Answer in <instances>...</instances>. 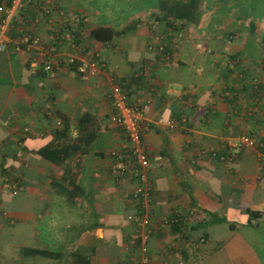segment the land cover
<instances>
[{
	"label": "crops",
	"instance_id": "obj_1",
	"mask_svg": "<svg viewBox=\"0 0 264 264\" xmlns=\"http://www.w3.org/2000/svg\"><path fill=\"white\" fill-rule=\"evenodd\" d=\"M157 3L152 18L129 20L102 14H144L130 0H33L13 11L0 52V264H119L127 256L135 226L126 215L137 208L132 180L110 173V151L127 146L109 119L114 84L142 115L149 264H264V47L242 34L243 7L217 6L229 20L185 23L156 19ZM75 14L82 32L73 31ZM98 27H107L104 38L92 35ZM26 31L53 46V74L43 57L32 69V49H12ZM162 43L168 60L156 50ZM238 53L241 64L231 58ZM70 54H92L102 66L79 74ZM60 128L69 139L95 135L84 153L55 164L37 150ZM242 134L253 145L230 151ZM244 208L260 212L256 228Z\"/></svg>",
	"mask_w": 264,
	"mask_h": 264
},
{
	"label": "built area",
	"instance_id": "obj_2",
	"mask_svg": "<svg viewBox=\"0 0 264 264\" xmlns=\"http://www.w3.org/2000/svg\"><path fill=\"white\" fill-rule=\"evenodd\" d=\"M23 2L31 3L32 0H11L8 7L0 5V52L6 49L7 39L4 35V30L7 28L13 17V11L18 10ZM74 21L80 22L77 16H73ZM83 22V19L81 20ZM57 36V30H54ZM12 46L14 51L19 50L20 47L26 46L32 49L36 57L32 58V69L35 67L37 57H43L41 68L48 74H53L54 63L52 62L54 48L46 46L40 38L30 31L18 39ZM158 54L161 52V58L168 60L169 51H162V46L156 47ZM68 63H75V70L79 74L95 75L101 68L100 61L92 54L80 56L70 54L67 59ZM108 104L110 107L111 122L117 126L124 134L127 146L124 152L119 153L117 150L110 151V157L114 160V165L110 170L111 176L114 180L128 179L132 180L133 185L129 192V197L135 202L136 211L127 214L126 218L135 226L134 232L129 236L127 256L119 264H149L150 258L147 254L145 245L146 237L152 232L151 225V197L152 190L148 178L149 159L148 154L144 148L141 133H142V115L140 111L127 103V95L119 85H112L107 93ZM58 125L59 122H56ZM169 128L173 126V122L169 121L166 124ZM23 133L28 132L27 127L22 128ZM254 143V138L249 135H240L232 143L228 145L231 151H238L244 146H251ZM208 155L211 157H218L220 161L224 160V156L218 155L213 150H208ZM2 182L11 184V177L7 175L1 176Z\"/></svg>",
	"mask_w": 264,
	"mask_h": 264
},
{
	"label": "trees",
	"instance_id": "obj_3",
	"mask_svg": "<svg viewBox=\"0 0 264 264\" xmlns=\"http://www.w3.org/2000/svg\"><path fill=\"white\" fill-rule=\"evenodd\" d=\"M157 2L158 3L156 4V7L158 10L155 15L156 19L159 20L161 19L165 21L166 19H168V17H170L173 20H176L177 22L182 21L186 23V22H197L200 18L199 0H157ZM10 3L11 0L5 1L6 6H9ZM251 6L253 5L250 4V7ZM153 14L154 13H152V15ZM255 14H257V12H255ZM73 16H77L80 22L78 21L75 22ZM73 16H71V20L76 24V29L74 28L73 31L82 32V27L84 26V24L83 22H81V20L83 18L79 14L77 15L75 14ZM239 19L241 21L246 20L245 24L246 26L249 27L248 30L250 34H252L255 31V26L251 18L249 17V14L247 15L246 10H242V13L239 14ZM211 20L219 21V18L214 17V19ZM105 29H107V27L95 28L92 31V35L98 39L101 37L104 38V36H100V33L104 32ZM111 36L113 37L114 34H112ZM256 41L259 44H261V46L264 47V30L260 33L259 37H256ZM160 45L162 46V51L168 52V50L165 49L164 43ZM48 46L53 48L52 45H48ZM231 58L235 59V63L237 64L242 63L241 62L242 57L239 55V53L231 55ZM68 64L72 66L75 65V63H68ZM238 74L240 75L239 79L243 78L244 77L243 69L239 70ZM252 82L254 83V86L256 85V87L259 85V82H257L256 78H253ZM94 135L95 134L93 132L88 131L80 136H77L76 138L69 139L66 137L67 136L66 129L60 128V130L53 131L50 139L37 150V153L42 158L56 164L73 156L76 153H84L87 149L88 144L93 140ZM242 213L246 214V224L250 228H256L259 222L260 212L258 210L244 208L242 210ZM170 221H171L170 224L172 226H176L177 222H175V220L171 219Z\"/></svg>",
	"mask_w": 264,
	"mask_h": 264
},
{
	"label": "rangeland",
	"instance_id": "obj_4",
	"mask_svg": "<svg viewBox=\"0 0 264 264\" xmlns=\"http://www.w3.org/2000/svg\"><path fill=\"white\" fill-rule=\"evenodd\" d=\"M114 1V0H112ZM155 0H130V7L131 8H135V9H142L145 8L144 10V14H136L133 12H127V14H102L103 16H112L113 18L116 17L117 19H121V20H129L130 18H134L136 17V15H144L146 16V18H149V16L152 18V13L151 10L153 8V2ZM113 3V2H112ZM199 10H200V18L199 19H203V21L205 20H211L214 19V17L219 18V20H222L225 17V20H229V18H227V16L229 14H225V13H216L214 12V10L216 8H218L217 6H238L243 7L246 9L247 11V15L249 14V17L251 18L254 26H255V31L250 34L249 30H248V26H246V28H242V34L244 33H248L251 36L259 37L260 33L264 30V0H199ZM249 3L253 6L252 9H250L249 4L248 7H246V4ZM249 8V9H248ZM255 10V11H252ZM255 12H257V14H255ZM252 13V14H251ZM251 14V15H250ZM231 19V18H230ZM246 23V20H244ZM246 25V24H245ZM210 34H212V31H210ZM223 233L226 230H221Z\"/></svg>",
	"mask_w": 264,
	"mask_h": 264
}]
</instances>
